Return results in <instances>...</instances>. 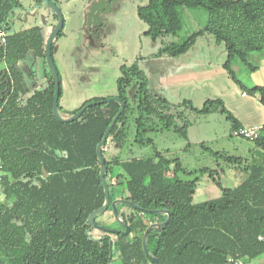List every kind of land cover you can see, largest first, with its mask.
<instances>
[{"label": "trees", "instance_id": "obj_1", "mask_svg": "<svg viewBox=\"0 0 264 264\" xmlns=\"http://www.w3.org/2000/svg\"><path fill=\"white\" fill-rule=\"evenodd\" d=\"M99 1L92 4V25L96 10L109 12L116 0ZM16 6H21L18 0H0V29L7 33L5 44L0 41V264H247L260 257L263 260L256 264H264V126L258 138H246L257 148L250 156L210 150L217 161L237 171L234 175L238 174V183L225 187L219 176L224 169L209 170L220 195L198 203L193 202L198 177L177 176L185 172L177 158L159 151L148 157L121 158L113 154L108 158L102 149L110 202L123 198L142 208L165 209L170 219L149 231V255L143 249L142 235L150 223L165 220L166 213H144L117 203L119 218L130 226L129 233L123 235L125 229L109 205L95 215V222L111 228L115 223L120 232L100 230L101 235L92 234L99 229L90 228L88 216L104 203L96 146L120 103L111 100L86 106L87 101L74 111L84 108L78 118L61 122L52 112L51 73L47 88L22 98L28 88L19 62L25 59L29 46L36 48L38 42L42 45L44 31L42 24L12 30L7 16ZM184 7L204 9L207 19L182 40H168L182 28L180 8ZM136 13L146 24L144 34L158 45L150 57H181L194 48L197 39L211 34L217 44L224 45L227 56L223 68L227 74L264 105V85L246 87L232 67L239 62L247 71L257 68L250 57L264 49V0H146L137 4ZM105 15L95 25H103ZM61 34L60 30L55 39ZM39 48L46 64L45 48ZM137 58L119 67L116 97L124 102V109L106 139L112 146L126 140L130 122L134 125L133 143L139 146L153 144L147 134L154 131L171 129L187 138V109L196 114H224L231 124V136L241 127L220 98H208L198 108L189 100L173 103L150 89ZM60 94L59 78V98ZM115 166L120 170L113 174ZM42 168L47 172L45 177ZM169 170L173 181L168 178ZM113 176L123 180L113 184ZM107 212L111 221L99 222Z\"/></svg>", "mask_w": 264, "mask_h": 264}, {"label": "rangeland", "instance_id": "obj_2", "mask_svg": "<svg viewBox=\"0 0 264 264\" xmlns=\"http://www.w3.org/2000/svg\"><path fill=\"white\" fill-rule=\"evenodd\" d=\"M38 1L39 0H18L23 9H14L7 16V21L11 24V27L14 31H18L21 27H26L33 21L38 25L42 24L43 31L45 33V30L49 32L51 31V27L55 21V18L50 14V16L44 17L45 21L44 23H42L41 14H46V12L42 10L43 13H41L40 8L35 7L38 6L35 4V2ZM64 1L65 2L58 4L62 11L64 19L63 27L61 29V36L64 37L66 41H69V44L72 48L71 53L73 54V56L70 61V67L75 69L73 70L76 71V77H78L79 80H77V83H75L77 84V86L74 85V83H70V94L66 100L68 103H70L68 105L63 104L62 97L64 96L63 93L65 88V74L63 71V67L60 66V62H62L63 65L68 64V55H66V49L61 52L58 51V41H56V39L52 47V55L58 70L59 78L61 77L62 84L64 85L62 96L61 98H59V113L63 117H68L73 115L74 111L87 101L91 102L96 99L101 100L116 96V79L120 74L119 64L121 62L130 63V61L127 60V56H125L121 51L119 52L118 50L112 48L108 41L109 22L107 17L110 16L111 12H106V14L102 13L103 11L96 10L97 18L93 20L94 25H92V17L90 18L92 14V4L100 3L99 0ZM127 1L128 0H116L115 2L112 1V3L110 4V8H113L114 5L118 3L120 4L121 2L124 4ZM130 1H134L138 4L144 3L146 0ZM75 3H77L79 9L76 26L73 23L68 24L69 19L72 18L75 13ZM104 15V24L100 26L95 25V22L102 20V17ZM180 15L182 17V28L176 36H169L168 40H182L189 33L196 30L199 25L203 26L207 19V12L204 9L200 8H180ZM139 24H141V22H139ZM134 31H136V36L134 35ZM144 37L147 38V35H144ZM142 38L139 37L136 24L130 23L127 36L126 32L125 35H123V40L128 43V48L124 49L126 51L128 50L131 53H135L138 48L143 47V50L140 49V52L138 51V65L141 67L148 78L149 88L154 90V87L156 86V74L158 72L157 70L155 71L154 66H150L149 68L147 66L149 64L146 65L143 61H141V58L143 57L144 60L146 59L145 55H147ZM141 44L142 47L140 46ZM155 47L157 51L158 45ZM193 49L195 48H191L189 51H192ZM31 55H34L33 52H31ZM187 55H182L178 58H184ZM29 62H31L30 59L28 60V63ZM140 62H142L145 67H142ZM44 66L47 69L48 73H51L47 63L45 64L44 62ZM159 66L160 65L158 64L157 67ZM241 66L242 68L244 67L242 64ZM144 68L149 71L146 72ZM164 68L168 70L169 67L165 66ZM28 84L32 85L29 81ZM110 93L111 95L108 96ZM160 94L166 97L164 94ZM243 94L246 93L243 92ZM182 100H189L193 103L192 100L187 98H183L179 102H181ZM204 101L201 104L197 102L195 104L193 103V105L200 108L203 105ZM223 103L226 107L224 101ZM184 118L190 123L187 130V138L181 137L171 129L154 131L147 134V136L153 139V144L146 146H139L133 143L134 125L132 124V122H130L126 140L119 146H111L105 151L106 155L108 158L113 157V154H116L121 158L148 157L154 156L159 151L168 158H177L185 171L179 172L177 176L185 179L198 177V182L193 195V202L198 203L206 201L208 199L216 198L220 195V190L208 175L209 170H217L220 168L224 169V173H219V176L222 185H224L225 187H233L237 185L239 176L238 174L234 175V173H237L236 170H230L229 168H226V165L222 160L217 161L215 157L210 153V150L225 152L230 155H239L238 153L241 152V150L247 151L249 148L254 146V143L249 139H246L239 135L233 134L231 136L229 134V128L231 125L229 120L225 117L224 114L218 111L208 114H196L187 109L185 110ZM172 166L173 164H170V168ZM119 170V167L115 166L113 174L119 172ZM167 174L169 175V180L173 181L172 170H169ZM122 180V177L120 179H117L115 176L110 179L113 184H115L116 182H121ZM119 189H122L121 185ZM124 210L126 212H130L127 208H124ZM108 216H110V212H107V214L99 217L98 221L101 223H108L111 221V219H107ZM112 228L117 229L119 228V225L112 223ZM92 234L95 236H99L102 234V232L100 230H92ZM262 260L263 257H260L247 264H256L261 262ZM112 264H120V261H114L112 262Z\"/></svg>", "mask_w": 264, "mask_h": 264}, {"label": "crops", "instance_id": "obj_3", "mask_svg": "<svg viewBox=\"0 0 264 264\" xmlns=\"http://www.w3.org/2000/svg\"><path fill=\"white\" fill-rule=\"evenodd\" d=\"M65 2L60 0V3ZM137 3L128 0L126 3H118L110 9V16H108L109 22V37L108 41L112 48L121 51L127 60L132 62L138 56L140 49L136 48L135 53H131L124 48H128V43L123 40V35L126 36L128 33L129 24H136L138 29L139 37L144 41L146 54L144 57L146 59L143 61L149 68L155 67L156 74V86L154 90L158 93L164 94L169 101L177 103L181 99H190L195 104L202 103L207 98L216 99L221 98L228 110H230L233 115L238 120L241 126H264V105H262L256 96H250L247 93L243 94V90L230 78L226 70L223 68V63L226 59V51L223 43L217 44L211 34H205L204 36L197 39L194 46L195 49L187 52L184 58H169V57H150L156 52V47L150 42L149 37H144V31L146 30V24L142 20H139L136 13ZM75 13L72 18L69 19L68 24L73 23L75 26L77 24L78 17V6L75 3ZM141 22V24H139ZM199 24V23H198ZM38 25L34 21L27 25L26 27H21L18 31L29 29L33 26ZM201 27V25H199ZM197 27V28H199ZM52 28V27H51ZM126 28V29H125ZM125 29V30H123ZM13 30V29H12ZM44 40L41 42L42 45H38L45 48V41L48 36L49 31L45 30ZM136 36V31H134ZM141 35V36H140ZM58 51H64L66 49V55H68V64H62L64 77V96L63 104L68 105L66 100L70 94L69 86L70 83H74L77 86L76 81L78 80L75 69L70 67L71 58L73 54L71 53V46L69 41H66L64 37H58ZM33 48L29 46L26 52L25 59L19 62V67L22 70V78L26 83L28 91L22 96L26 98L30 96L35 90H44L49 84V73L44 66L43 56L41 54L40 48ZM143 50V49H142ZM139 51V52H138ZM33 52V56L31 55ZM29 54V55H28ZM140 56V55H139ZM142 56V55H141ZM30 59L31 62L28 63ZM253 64L257 68L253 71H247L246 68H242L239 62H236L232 67L235 70L237 77L246 87H251L254 85H264V49L254 52L250 57ZM124 63L121 62L120 65ZM142 67H145L142 62H140ZM160 65L157 67V65ZM168 66V70L164 67ZM74 69V70H73ZM145 69V68H144ZM145 71H149L146 70ZM28 81L32 85L28 84ZM79 81V80H78ZM60 83L62 84V79L60 77ZM64 85L61 86V94ZM111 93L108 95L110 96ZM231 107V108H230ZM239 150V148H238ZM257 148L254 145L247 151L241 150L239 155L235 156H250L253 152L255 153Z\"/></svg>", "mask_w": 264, "mask_h": 264}, {"label": "water", "instance_id": "obj_4", "mask_svg": "<svg viewBox=\"0 0 264 264\" xmlns=\"http://www.w3.org/2000/svg\"><path fill=\"white\" fill-rule=\"evenodd\" d=\"M38 8H49L52 11H54V13L57 15V22L54 25V27L52 28V30L50 31V33L47 36L46 42H45V59H46V63L48 65V68L51 72V75L53 77L54 80V92H53V101H52V112L54 114V116L61 122H70L75 120L76 118H78L82 111L84 110V108L78 110L76 113H74L71 116L68 117H63L61 116V114L59 113V109H58V99H59V75H58V70L56 67V64L54 62V58L52 55V43L53 40L55 39V37L57 36V34L59 33V31L62 29L63 27V23H64V19H63V15H62V11L59 7L58 4H56L53 0H41V4L38 6H35ZM19 8H13L12 11L14 9H20ZM41 19L44 23V14H41ZM111 100H115L118 101L120 103V108L117 111V113L115 114V116L112 118L110 124L107 126L104 135L101 139V141L97 144L96 146V154H97V158L99 160V165H100V180L103 186V190H104V203L102 204V206H100L99 208L94 209L93 211L90 212L89 216H88V223L90 228H95V229H99L102 231H106V232H114V233H118L120 232L118 229L115 228H111V227H107L104 225H100L98 223L95 222V215L97 213L103 212L105 211L109 205L112 206L113 209V214L115 219L117 220V222L119 224H121L124 227V231H122L121 233L123 235H127L130 231V226L127 224L126 220H123L121 218H119L118 213H117V209H116V204L117 203H125L129 206L134 207L135 209L141 210L144 213H151V214H161V213H166L167 217L165 220H163L162 222H152L148 225V227L145 229L143 235H142V245H143V249L145 251L146 254H148L147 251V245H146V238L147 235L149 233V231L153 228V227H157V226H164L170 219V213L168 210L165 209H149V208H142L136 205H132V203L127 200V199H123V198H115L113 201L110 202V198H109V188L106 182V178H105V174L107 172V165L105 163V159L103 157L102 154V149L103 146L105 144V141L109 135V132L113 126V124L116 122L117 118L119 117V115L121 114V112L124 109V102L121 101L118 97L114 96V97H108L105 99H101V100H96V101H91L88 102L86 104V106H91V105H100L106 102H109ZM42 172H43V177H45L47 175V172L45 170V168H42ZM149 255V254H148ZM152 260L155 263H158V260L156 257L151 256Z\"/></svg>", "mask_w": 264, "mask_h": 264}, {"label": "built area", "instance_id": "obj_5", "mask_svg": "<svg viewBox=\"0 0 264 264\" xmlns=\"http://www.w3.org/2000/svg\"><path fill=\"white\" fill-rule=\"evenodd\" d=\"M6 31L4 30V28L0 29V41L5 44L6 42ZM263 126H241L238 129L234 130L233 134L234 135H239L245 138H249V139H256L258 138L259 134H260V130ZM112 146V143L109 141H105V144L103 146V149L107 150ZM2 164H1V160H0V197L2 195ZM238 264H241V261H238Z\"/></svg>", "mask_w": 264, "mask_h": 264}, {"label": "flooded vegetation", "instance_id": "obj_6", "mask_svg": "<svg viewBox=\"0 0 264 264\" xmlns=\"http://www.w3.org/2000/svg\"><path fill=\"white\" fill-rule=\"evenodd\" d=\"M56 4H59L60 3V0H53ZM35 4L36 5H40L41 4V1L39 2H35ZM19 7H21V6H16V8H19ZM21 9H23V7H21ZM42 10H44L45 12H46V14H44V16H50V14L54 17V15H55V13H54V11H52L51 9H49V8H40V11H41V13H43L42 12ZM57 16V15H56ZM56 22H57V19L54 21V23H53V25H52V28L54 27V25L56 24ZM52 28H51V30H52Z\"/></svg>", "mask_w": 264, "mask_h": 264}]
</instances>
